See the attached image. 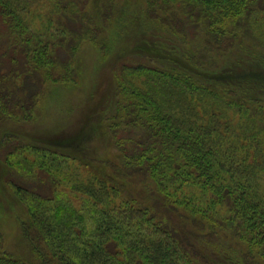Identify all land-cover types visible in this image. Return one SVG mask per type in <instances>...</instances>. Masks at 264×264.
<instances>
[{
    "label": "trees",
    "instance_id": "16d2710c",
    "mask_svg": "<svg viewBox=\"0 0 264 264\" xmlns=\"http://www.w3.org/2000/svg\"><path fill=\"white\" fill-rule=\"evenodd\" d=\"M86 1L57 0L54 35L43 40L27 34L16 5L0 0L3 32L10 35L3 39L0 34L7 43L2 50L11 46L10 37L13 45L21 40L26 44L18 54L26 86L19 89L21 100L13 97L14 106L26 104L28 90L36 98L47 81L77 82L76 54L92 32L81 10ZM144 10L145 28L177 35L192 31V39L204 40L202 59L226 57L240 33L264 51L251 23L252 16L264 11V0H145ZM229 29L233 42L226 38ZM179 65L182 73L145 63L118 66L119 99L106 121L111 122L108 131L119 154L115 161L98 162L103 171L108 166L111 171L99 174L102 179L90 174L87 180L72 173L67 181L71 197L66 198L55 194L63 175L43 160L38 171L56 182L52 192L47 186L35 190L12 184L27 205L28 218L20 227L31 254L27 258L3 250L0 231V264H264V189L252 174L237 178L234 160H227L214 143L216 128L197 123L187 96L204 92L250 123V147L260 153L259 166L264 167V65L260 72L247 69L240 78L226 77L224 85L216 84L220 78L215 72L208 75L213 86L196 81L187 64ZM214 65L210 67H219ZM148 73L171 79L172 86L163 90L166 106L160 87L144 90L128 77ZM11 91L0 79V100L8 103ZM46 152L55 158V151L44 148ZM137 181L146 185L147 193L127 196L128 184ZM233 239L245 248H236Z\"/></svg>",
    "mask_w": 264,
    "mask_h": 264
},
{
    "label": "rangeland",
    "instance_id": "374dc122",
    "mask_svg": "<svg viewBox=\"0 0 264 264\" xmlns=\"http://www.w3.org/2000/svg\"><path fill=\"white\" fill-rule=\"evenodd\" d=\"M9 1L16 5L15 11L28 26L27 34H39L40 37L35 38L43 40L54 35L53 18L55 20L56 11L53 9L57 0ZM81 7L82 12L87 14L92 32L88 39L81 41L76 54V73L73 76L77 82L47 81L36 98L30 90L26 91L23 96L26 104L23 107L14 106V103L21 100V86H26L25 77L20 71L21 65L18 63L21 50L25 49L26 44L21 40L18 46L13 45L15 40L10 37L11 46L3 51L7 47L3 39L10 35L3 32L4 22L0 20V34L4 35L3 39L0 38V79L12 89L6 96L8 103L4 99L0 100L2 249L27 258L31 252L20 226L22 220L28 218V209L25 199L15 192L12 184L35 190L47 186L52 192V185L56 182L53 183L48 174L38 171L39 163L43 160L47 168L56 169L63 175L60 182L56 183L55 194L66 198L71 197L67 181L72 173L87 180L90 174H97L96 177L101 178L102 175L99 174L111 171L108 164L103 171V166L98 165V162L101 159L115 161L119 154L108 131L111 122L106 121L111 114H115L119 99L115 77L118 66L123 62L145 63L162 71L182 73L183 68L179 64L183 63L190 66L193 76L196 74V81L213 86L214 80L209 76L215 72H219L217 74L220 78L216 84L224 85L227 82L226 77L240 78L241 73L247 69L260 72L263 69L261 65H264V51L248 39L240 37L241 33L234 40L231 37L233 33H229L230 29L226 38L232 42L234 40V46L230 49L232 52L222 59L214 55H206L202 59L203 56H200L206 54L204 40L200 43L198 37L192 39V31L188 32L189 35H177L156 27L145 28V0H87ZM52 13L54 16L49 23ZM251 18L254 32L264 41V11ZM58 35H55L56 38L60 36ZM15 47H19V50H12ZM11 57H15L13 64ZM213 63L219 64V67L211 68V65L215 66ZM128 77L144 90L155 91L160 87L163 91L172 86L171 79L157 73L134 74ZM163 93L164 99L161 98L166 106L168 96L164 91ZM187 96L191 98L195 108L197 123L216 128L212 134L214 143L227 153V160H234L237 178L242 176L244 179L245 174H252L254 182H258L261 190L264 189V167L259 166L263 164L259 159L260 153L250 147L252 125L204 92ZM44 148L50 152L55 151V158L49 152L44 153ZM240 167L242 171L239 170ZM35 173H38L36 177L29 178L35 176ZM128 185L130 194L128 192L127 196L137 192L147 193L146 185L142 181ZM230 242L238 249L245 248L235 239Z\"/></svg>",
    "mask_w": 264,
    "mask_h": 264
}]
</instances>
